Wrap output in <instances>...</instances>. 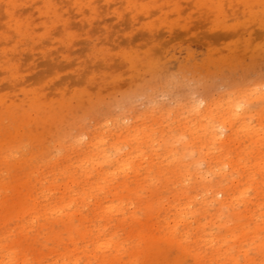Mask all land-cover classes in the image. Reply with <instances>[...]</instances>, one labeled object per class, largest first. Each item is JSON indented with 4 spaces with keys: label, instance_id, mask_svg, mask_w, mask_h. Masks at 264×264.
Segmentation results:
<instances>
[{
    "label": "rangeland",
    "instance_id": "obj_1",
    "mask_svg": "<svg viewBox=\"0 0 264 264\" xmlns=\"http://www.w3.org/2000/svg\"><path fill=\"white\" fill-rule=\"evenodd\" d=\"M0 264H264V0H0Z\"/></svg>",
    "mask_w": 264,
    "mask_h": 264
},
{
    "label": "bare ground",
    "instance_id": "obj_2",
    "mask_svg": "<svg viewBox=\"0 0 264 264\" xmlns=\"http://www.w3.org/2000/svg\"><path fill=\"white\" fill-rule=\"evenodd\" d=\"M127 162H128V158L123 159V160L121 161L120 165H121V166H124L125 164H127ZM89 172H91V171H89ZM66 173H67V170L63 169V170H62V174H66Z\"/></svg>",
    "mask_w": 264,
    "mask_h": 264
}]
</instances>
